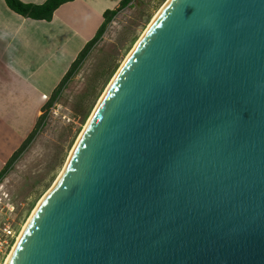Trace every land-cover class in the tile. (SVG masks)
Returning <instances> with one entry per match:
<instances>
[{"label": "water", "instance_id": "1", "mask_svg": "<svg viewBox=\"0 0 264 264\" xmlns=\"http://www.w3.org/2000/svg\"><path fill=\"white\" fill-rule=\"evenodd\" d=\"M7 264H264V0H170Z\"/></svg>", "mask_w": 264, "mask_h": 264}, {"label": "crops", "instance_id": "2", "mask_svg": "<svg viewBox=\"0 0 264 264\" xmlns=\"http://www.w3.org/2000/svg\"><path fill=\"white\" fill-rule=\"evenodd\" d=\"M20 1L41 5L47 0ZM121 1L74 0L47 21L24 17L0 0V173L36 128L72 64L98 36L106 12Z\"/></svg>", "mask_w": 264, "mask_h": 264}, {"label": "rangeland", "instance_id": "3", "mask_svg": "<svg viewBox=\"0 0 264 264\" xmlns=\"http://www.w3.org/2000/svg\"><path fill=\"white\" fill-rule=\"evenodd\" d=\"M167 1L132 0L113 19L90 58L47 111L33 141L0 180L17 206L11 215L15 228L22 230L57 181L112 79Z\"/></svg>", "mask_w": 264, "mask_h": 264}, {"label": "trees", "instance_id": "4", "mask_svg": "<svg viewBox=\"0 0 264 264\" xmlns=\"http://www.w3.org/2000/svg\"><path fill=\"white\" fill-rule=\"evenodd\" d=\"M74 0H47L45 3L41 5H33L26 4L20 0H6L8 6L14 10L16 13L35 20H47L50 21L53 18L54 12L63 4L67 2H71ZM132 0H122L118 8L112 11L106 12V22L102 29L100 30L98 36L92 40L86 48L80 53L76 61L72 64L70 70L65 75L64 79L57 87L53 95L51 96L48 103L44 106L43 114L39 117L36 129L30 134V136L26 139V141L22 144V146L13 154V156L8 161L6 167L0 173V180L4 177L6 172L10 169V167L19 159L22 153L26 150V148L33 141L34 137L37 134L38 129L44 123L46 118L47 111L53 106L55 100L57 99L59 93L63 89V87L74 77L76 71L82 66L83 62L94 48L97 42H99L106 31L109 23L125 8H127Z\"/></svg>", "mask_w": 264, "mask_h": 264}, {"label": "built area", "instance_id": "5", "mask_svg": "<svg viewBox=\"0 0 264 264\" xmlns=\"http://www.w3.org/2000/svg\"><path fill=\"white\" fill-rule=\"evenodd\" d=\"M11 193L0 184V264H5L7 258L16 244L20 234V227L17 229L11 215L17 211Z\"/></svg>", "mask_w": 264, "mask_h": 264}, {"label": "bare ground", "instance_id": "6", "mask_svg": "<svg viewBox=\"0 0 264 264\" xmlns=\"http://www.w3.org/2000/svg\"><path fill=\"white\" fill-rule=\"evenodd\" d=\"M169 1H170V0H168V1L163 5V7L159 10V12L157 13V15L154 17V19L152 20V22L149 24V26H148V28L146 29L145 33H144V34L142 35V37L138 40V42H137L136 45L134 46L133 50L130 52V54L128 55V57L126 58V60H125L124 63L122 64V66L120 67V69L123 67V65H125L126 61H127L128 58L130 57V55L133 53L134 49L138 46V44L140 43V41L143 39L144 35H145V34L148 32V30L151 28L152 24L154 23V21L156 20V18L160 15V13L163 11V9L166 7V5L169 3ZM120 69L118 70V72L120 71ZM118 72H117V73H118ZM117 73H116V75H117ZM116 75H115L114 78L112 79V81H111L110 85L108 86L106 92H107L108 89L110 88V86H111L112 82L114 81ZM106 92L104 93V95L106 94ZM104 95H103V97H104ZM103 97L101 98L100 102L102 101ZM100 102H99V103H100ZM99 103H98V105H99ZM98 105H97L96 108L94 109V112L92 113V116L90 117V119H89L87 125L89 124L90 120L92 119V117H93V115H94V113H95V111H96ZM87 125L85 126V128L87 127ZM85 128H84V129H85ZM83 131H84V130H83ZM83 131H82V133H83ZM82 133H81V135L79 136V138H78V140H77V142H76V144H75V146H74V149H75V147H76L78 141L80 140V137L82 136ZM74 149L72 150V153H73ZM72 153H71V155H72ZM71 155H70V157H71ZM69 160H70V158L68 159V163H69ZM68 163L66 164L64 170L62 171V173H61L60 176L58 177L57 181H56V182L53 184V186H52V187H51V188L45 193V195L39 200V202H38V204L35 206L33 212H32L31 215L28 217L27 222L23 225L22 230H21V234H20V236H19V238H18L16 244L13 246V248H12V250H11V252H10V254H9V256H8L7 261H6L5 264L8 263V261H9L11 255H12V252L14 251V249H15L16 246H17V243H18V241H19L21 235L24 233V231H25L27 225H28L29 222L31 221L32 217L34 216V214H35V212L37 211L38 207H39L40 204L42 203L43 199H44L45 196H46V195H47V194H48V193H49V192L55 187V185L57 184V182L59 181V179L62 177L63 173L65 172V170H66V168H67V166H68Z\"/></svg>", "mask_w": 264, "mask_h": 264}]
</instances>
